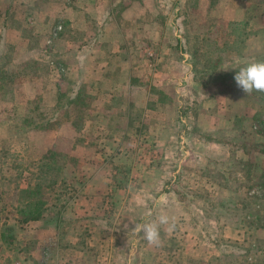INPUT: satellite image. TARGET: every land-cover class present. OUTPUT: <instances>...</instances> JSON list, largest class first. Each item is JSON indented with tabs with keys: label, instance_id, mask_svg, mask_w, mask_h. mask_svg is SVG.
I'll return each mask as SVG.
<instances>
[{
	"label": "rangeland",
	"instance_id": "1",
	"mask_svg": "<svg viewBox=\"0 0 264 264\" xmlns=\"http://www.w3.org/2000/svg\"><path fill=\"white\" fill-rule=\"evenodd\" d=\"M114 16L83 46L61 21L0 39V264H264V92L234 80L264 61V0ZM32 199L47 207L21 222ZM161 212L177 225L155 247L139 226Z\"/></svg>",
	"mask_w": 264,
	"mask_h": 264
},
{
	"label": "crops",
	"instance_id": "2",
	"mask_svg": "<svg viewBox=\"0 0 264 264\" xmlns=\"http://www.w3.org/2000/svg\"><path fill=\"white\" fill-rule=\"evenodd\" d=\"M121 1L0 0V39L4 42L26 43L27 40L22 34V22L29 21L36 27H48L54 21H61L64 32L63 35L59 36L58 40H63L69 45L82 44V42L90 43L94 39L90 37V34L83 40L79 39L78 35L83 36L97 30L100 31V35L105 36V30L110 27L118 28L119 22L114 14ZM127 9L126 7L121 8L123 10L122 16ZM80 46H83V44ZM77 48H79L78 45L76 46ZM84 50L86 51V49ZM80 52L81 49L75 51L74 54ZM27 55L29 54L26 53V57ZM22 57L24 58V53Z\"/></svg>",
	"mask_w": 264,
	"mask_h": 264
},
{
	"label": "clouds",
	"instance_id": "3",
	"mask_svg": "<svg viewBox=\"0 0 264 264\" xmlns=\"http://www.w3.org/2000/svg\"><path fill=\"white\" fill-rule=\"evenodd\" d=\"M234 80L237 87L247 94H251L253 91L264 92V61L250 62L240 67ZM139 206H142V203ZM176 225L177 217L175 215L161 212L153 220L140 225L139 228L149 245L159 247L162 244L161 228L170 234L175 230Z\"/></svg>",
	"mask_w": 264,
	"mask_h": 264
},
{
	"label": "trees",
	"instance_id": "4",
	"mask_svg": "<svg viewBox=\"0 0 264 264\" xmlns=\"http://www.w3.org/2000/svg\"><path fill=\"white\" fill-rule=\"evenodd\" d=\"M51 151H47L44 153L41 158L37 161L36 163V170H40L39 174H42L40 177V180L43 182H46L47 186H52L55 182L54 176L52 174L53 168L50 167V163H53V160H51ZM42 166H44L47 169H40ZM50 172V173H49ZM39 177H36L38 179ZM40 183V182H39ZM33 183L34 186L33 188H38L39 185L41 184ZM68 199V198H67ZM69 200L64 201L62 204H59V210L57 212H60L62 208L67 204ZM53 206V204H52ZM47 204L44 203L41 199H32V208L31 204L28 203L25 206L22 207V210L28 209V211H24V213L20 216V221L21 222H27V221H35L40 218L42 215V212L44 209H46ZM32 209V211H31Z\"/></svg>",
	"mask_w": 264,
	"mask_h": 264
},
{
	"label": "built area",
	"instance_id": "5",
	"mask_svg": "<svg viewBox=\"0 0 264 264\" xmlns=\"http://www.w3.org/2000/svg\"><path fill=\"white\" fill-rule=\"evenodd\" d=\"M60 28H61V25H57V26H56V30H60ZM56 30H54L53 36L56 35V34H55V32L57 33ZM49 41H50V39L47 40V42H49Z\"/></svg>",
	"mask_w": 264,
	"mask_h": 264
}]
</instances>
